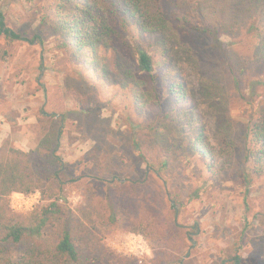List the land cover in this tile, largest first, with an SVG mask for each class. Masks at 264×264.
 I'll return each mask as SVG.
<instances>
[{
	"label": "rangeland",
	"instance_id": "1",
	"mask_svg": "<svg viewBox=\"0 0 264 264\" xmlns=\"http://www.w3.org/2000/svg\"><path fill=\"white\" fill-rule=\"evenodd\" d=\"M0 12L6 26L16 33L42 37V44L29 45L0 35V157L11 156L10 151L35 150L50 126L43 115L67 114L57 136L56 154L65 164L64 178L79 179L65 183L59 202L74 214L87 211L89 200L96 196L102 199L109 195L118 209L138 205L153 212L168 235H175L176 228L182 227L187 234L177 253L182 264H234L230 258L234 256L239 264H264V171L255 168L252 159L245 161L241 150L252 115L248 92L242 90L246 99L227 92L228 123L235 135L236 154L231 146L225 150L217 133L221 121L199 101L200 75L206 78L215 70L221 71L220 57L202 55L197 48L201 56L194 53L177 58V75L184 80L190 99L197 103L194 110L184 106L195 120L181 128L184 121L175 113L167 117L173 99L160 85L157 99L150 96L146 102L136 103L135 82L131 80L136 75L123 78L111 70L105 81L86 55L76 56L62 45L58 28L52 26L56 0H0ZM255 18L252 23L264 28V18ZM248 30L221 34L220 40L240 55L252 54L264 38ZM173 31L168 35L174 51L180 45L184 49L185 43L191 45L186 34ZM127 39L132 45L138 42L131 32ZM190 48L195 52V47ZM151 52L158 67L159 55L153 48ZM100 55L112 62L111 54L104 49ZM130 63L133 70L132 60ZM256 72L264 81V68ZM137 78L148 77L137 74ZM78 95L86 99L90 112L81 110ZM258 96L263 103L264 87ZM198 134L203 135L206 152L210 153L204 158L190 145V136ZM135 142L140 144L139 149ZM167 156L171 169H160ZM242 163L253 171L247 195L240 178ZM105 181L113 183L107 186ZM13 195L10 206L21 214L42 202L39 191L28 196L15 194L20 199H13ZM102 215L96 217L102 222L96 239L111 251L127 256L130 264H153L151 261H157L167 249L164 243H148L140 235L124 232L122 214L116 224L107 223V211Z\"/></svg>",
	"mask_w": 264,
	"mask_h": 264
},
{
	"label": "trees",
	"instance_id": "2",
	"mask_svg": "<svg viewBox=\"0 0 264 264\" xmlns=\"http://www.w3.org/2000/svg\"><path fill=\"white\" fill-rule=\"evenodd\" d=\"M56 9L52 26L58 28L63 46L72 49L76 56L86 55L91 67L105 81L111 70L123 78L136 75L131 78L135 82L136 103H144L150 96L157 99L160 85L173 99L174 106L167 117L175 113L174 116L184 121L180 123L181 128L195 120L193 113L185 111L184 106L189 105L194 110L197 103L190 99L184 80L178 77L177 58L190 57L194 53L195 57L201 56L200 52L220 57L221 71L215 70L206 78L200 75L199 101L207 106L214 119L221 121L217 133L225 150L231 146V152L236 154L235 135L228 123L227 92L238 93L246 99L242 90H247L252 115L244 130L241 150L245 161L252 159L253 166L264 171V102L261 103L258 96L264 81L256 72L264 68V42L261 41L252 54L240 55L220 40L221 34H239L247 27L263 39L264 28H257L252 22L255 16L264 18V0H56ZM173 30L186 34L192 46L185 43L184 49L180 45L174 51L168 35ZM130 32L138 38L135 45L127 39ZM0 35L8 41L42 44L39 34L25 37L8 28L2 12ZM145 38L150 42L146 44ZM190 47H195V52ZM152 48L159 55L158 67ZM101 49L111 54L112 62H106L107 57L100 55ZM130 60L135 70H131ZM137 74L148 78L138 79ZM77 101L83 112L91 111L81 95ZM66 117L67 114L43 115L50 120V126L38 148L29 152L10 151L11 156L0 157V264H130L127 256L111 251L96 239L102 223L96 217H102L104 211L108 212L107 223L116 224L122 214L126 224L124 232L140 235L148 243L161 242L167 246L168 251L163 250L157 261L151 263L174 261L182 264L177 253L187 234L181 227L176 228L175 235H168L167 228L145 207L135 205L118 209L109 195L102 199L96 196L89 200L87 211L74 214L59 202L65 183L79 179L64 178L65 164L56 154L57 136ZM190 140L196 153L202 158L209 156L202 134L190 136ZM134 145L139 149L138 142ZM170 159L167 156L160 169H171ZM240 171L247 195L253 171L247 168V163ZM111 182L104 183L109 186ZM36 191L41 193L42 202L31 211L21 214L11 208L13 194L28 196ZM245 206L247 209L246 197ZM230 258L234 264H239L236 256Z\"/></svg>",
	"mask_w": 264,
	"mask_h": 264
},
{
	"label": "clouds",
	"instance_id": "3",
	"mask_svg": "<svg viewBox=\"0 0 264 264\" xmlns=\"http://www.w3.org/2000/svg\"><path fill=\"white\" fill-rule=\"evenodd\" d=\"M21 197L19 195H13V199H20Z\"/></svg>",
	"mask_w": 264,
	"mask_h": 264
}]
</instances>
